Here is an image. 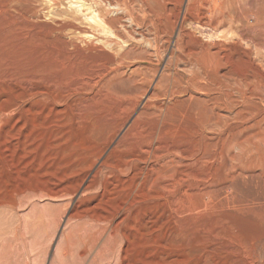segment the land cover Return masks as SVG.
Masks as SVG:
<instances>
[{
	"label": "bare ground",
	"instance_id": "obj_1",
	"mask_svg": "<svg viewBox=\"0 0 264 264\" xmlns=\"http://www.w3.org/2000/svg\"><path fill=\"white\" fill-rule=\"evenodd\" d=\"M40 2L55 13L43 35L48 59L38 62L47 72L37 70L48 82L9 92L0 73L9 161L42 177L14 185L11 201L27 191L66 195L87 244L105 237L100 261L264 264V87L256 83L264 78L235 72L229 52L197 51L194 40L198 32L264 49V0H30L29 12ZM71 93L84 106L62 115ZM255 98L254 115H244ZM29 100L44 105L34 121L19 116ZM245 185L255 196L240 195Z\"/></svg>",
	"mask_w": 264,
	"mask_h": 264
},
{
	"label": "rangeland",
	"instance_id": "obj_2",
	"mask_svg": "<svg viewBox=\"0 0 264 264\" xmlns=\"http://www.w3.org/2000/svg\"><path fill=\"white\" fill-rule=\"evenodd\" d=\"M35 5H38L37 9H39V10L37 11V14H32L31 12H29L30 11L29 9H31L30 0L29 1L28 0H0V38H1L0 39V41H1L0 42L1 43L0 44V50H1L0 51V54H1L0 55V62L3 64L2 65L0 63V68H1L0 73L3 76V83L2 84L4 85L5 88L8 89L9 92H13V91H15V89H20L21 87L22 88H30V87H32V85L35 86L37 84H46L48 82V78H49L48 76L49 75L46 73H43V72H47V71H45V69H47L46 68L47 66L42 65L43 68H45V69H43L42 66H40V64H41V62L43 63V61L46 58L48 59V52L47 51L49 50V44H48V40H47L48 37H46V36H48V31H50V29L52 27L51 23H49V22L52 21V18L55 19V17H54L55 13L50 14L52 12L49 11V8H47V6H45V4L43 2H40L37 4L35 3ZM63 6L65 7L64 4L62 5V7ZM47 12H49V13H47ZM56 16H57L56 18H58L59 15L56 14ZM36 17H37V19H36ZM33 18H34V20H33ZM30 26H32L33 28ZM196 33L198 34V32H195L194 40L196 42V44H195L196 50L199 49L197 51H200V49H201L203 52H207L206 49L207 50L209 49L208 50L209 52H216L218 50H220L219 52H222V53L229 52L232 56V59L235 61V64L232 65V68L234 67L233 69L235 72L242 73L241 70H243V72H245V75H247L248 73L251 74V76L250 75L249 76L247 75V76L251 79H254L255 82L258 81V79H260V77H261V80L264 78V68H263L264 67V49L261 46L257 45V46H259V47H257L258 49L257 48L254 49L256 47V45H254L250 41H248L249 47H248V45H245V43H243L244 41L241 42L243 44L242 46L235 45V44L226 46V44L218 42V38H216V37H214V39L213 38L210 39V36H208L207 34L202 36L200 33H199V36L200 35L201 36L199 37ZM38 34H40L41 36L39 37ZM43 35L47 39L44 38ZM196 36H198V37H196ZM13 38H14V40H13ZM215 39H217L216 42L214 41ZM45 41H46V43H45ZM12 42H14V43H12ZM42 42H43V44H42ZM213 42H215V43H213ZM39 45H40V48L38 49ZM208 45H210V46H208ZM3 46H5V47H3ZM205 46L208 48H204ZM222 47L227 49L228 51L225 49L223 51ZM241 47H244V48H241ZM247 47H248V49H247ZM252 48H253V50H252ZM16 49H18V50L16 51ZM245 49H246V51H245ZM43 50H45V51L43 52ZM41 51L43 52V54ZM13 52L18 57L15 58V54H13ZM246 52H249L251 55L250 58L253 61V63L250 62L251 67H253V69L256 68V69L252 70L251 73H250V71H248V70L252 69L250 67V64L248 62L246 64V59H247ZM44 53H45V56H44ZM46 53H47V55H46ZM237 53H239V54L236 55ZM6 54L7 55L9 54V55L5 56ZM242 54L244 57L243 59H242ZM3 56L5 58H3ZM43 57H44V59H43ZM237 57L239 59H237ZM41 58H42V61L39 62V60ZM5 59H7V60H5ZM15 59H18V60L14 63ZM21 59H22V61H21ZM25 59L28 61H25ZM33 60L34 61L36 60L35 61L36 63ZM254 62H256V63L258 62V64L262 65V66H259L258 64L255 65L256 63H254ZM260 62H262L263 64H260ZM25 63H27L28 66ZM244 63H245L246 67L244 66ZM13 65H16V66L13 67ZM18 65H19V67H17ZM36 65H37V67H36ZM34 66L37 69H34ZM21 67H23V68H21ZM40 67L42 68V70H44L42 73L45 74L44 75V76H46L45 78H43L44 76H43V74H41V71L40 72L37 71ZM238 67H240V69H238ZM15 68H16V70H19L20 68L21 69L19 71L15 72L16 71ZM247 68H248V70H247ZM6 69H8V70L5 71ZM9 69L11 71L13 70V72L11 73V71H9ZM24 69H26L28 71L30 69V71L33 73L35 70L38 73L32 74L30 72L32 74V75H30V73L25 70L27 73H29V75L27 73L25 74V72H23V74H22L21 71H24ZM257 71H258V73H256ZM8 73H10V74H8ZM17 73H19V75L20 74L21 75L19 76V75H17ZM242 74H244V73H242ZM8 75L10 77H8ZM22 77H24V78H22ZM26 77H27V79H29L28 81H27ZM257 77H258V79H256ZM14 78H17V79L20 78V79H22V81L14 79ZM40 79H41V82H40ZM36 80H38V81H36ZM68 81H69V79H68ZM76 81L79 82V78ZM76 81H74V82H76ZM29 82L30 83L32 82V83L30 84ZM256 83H258L261 87L262 86L264 87V79H263V81L259 80V82H256ZM10 85H11V87H10ZM74 95H75V93H71L69 95V97H67L68 99L66 100L67 101L66 109H65V112L61 113L62 115H65L67 113H68L67 115H73L76 112V109L78 111V109L81 105L84 106V103L81 102V100L79 102V100H77L78 97H76V95L75 96ZM70 98L72 100H76L74 102L78 101L79 103H77V104L72 103L73 101ZM5 100H7V98ZM252 100H253V102H252ZM252 100H248L249 102L247 100L245 101V104H244L245 114L244 115H254V114H252V113H254V110L252 108V104L254 106V102L256 100L258 101L259 99L255 98V100L254 99H252ZM28 104L30 106H28ZM68 104L69 105L72 104V105H70V107H69ZM75 104L78 105V107H74V106H76ZM23 105H24V108H26V110L22 111L19 114V116L26 119V120H29V121L33 120L34 121L35 118L37 119V115H44V113L42 111H40L41 105H42V107H44V105L41 102H39V103L37 102L35 104L34 101L29 100V101H26V103L21 104L22 107H23ZM26 106H28L29 109H27L28 107H26ZM83 106H81V107H83ZM71 107H72V109H71ZM67 108H70V109L67 110ZM28 110H29V112L27 113ZM72 110L74 112H72V114H70ZM25 111H26V113H25ZM50 114L54 115V113H48V115H50ZM61 114H55V115H59L60 119H62ZM86 114L89 115L84 110L82 115H86ZM8 115L10 118L8 117ZM14 115H17V114L7 113L5 115V117L7 120L10 121V120H12L11 117L14 118ZM28 115H30V116H28ZM51 115L48 118H51ZM78 127H80L78 130H79V133L82 134V136L87 134V131L89 132V127L87 126L86 121L84 119L81 120V123H79ZM0 136H1V138H0V149H1L0 150V185H1L0 186V188H1V190H0L1 191L0 192V264H113L115 258H112L110 260V262H108L106 260L100 261L96 257L97 254L101 251V249H103L105 247V245H104V238L105 237L101 236L100 239L97 240L96 243L94 242L95 244L92 243V246H90L91 241L87 240L88 242H90L89 244H87V242H86L87 238H85V236L81 230V227L84 225L81 224L77 227V226H75L76 224H74V223H76L75 222L76 219L69 218V215H68L69 207L67 204L68 199H67L66 195L60 196V197H58V196L55 197V196H51V195L48 196V194H45L41 190H37L36 192H34V191L28 192L27 191V192H24V194L22 193L20 195H17V197L20 199L22 197L21 200H19L16 197L15 202L11 201V199L13 197L12 192H13V189L15 188V187L13 188L14 185L17 187V186H23L27 183L39 184L42 180V177L39 174V172L37 171L38 169L30 172V170H32V167L29 165H27V166L24 165L25 166V167H23L24 170L19 165L18 169H17L18 172L16 173L15 167L9 161L10 151H8L7 148L4 147V142L2 139L4 137L2 136L1 132H0ZM1 151L6 156L3 155L1 153ZM4 151H6V152H4ZM1 154L3 156H5L4 160L7 159V157H8V161L2 160L3 156ZM21 166H22V164H21ZM20 169H22V170L20 171ZM26 171H27V173H25ZM32 175H34V176H32ZM22 178H24V179H22ZM5 182H7V183H5ZM3 184H4V186H2ZM5 187L7 190L4 189ZM240 188H241L240 189V195L241 196L252 197V196H255V194H256L255 189L251 185H247V186L245 185V186L240 187ZM8 191H9V194H8ZM10 193H11V196H10ZM22 195H25V196H22ZM86 245L87 246L89 245V247L87 248ZM102 245H104V247ZM115 246L116 245L112 246L111 247L112 249L111 248L107 249L106 253L110 254V252H114V251L116 252L117 248ZM114 247L116 248L115 250H114ZM81 249L82 250L83 249H86V250L89 249V250L88 251H86V250L82 251Z\"/></svg>",
	"mask_w": 264,
	"mask_h": 264
}]
</instances>
